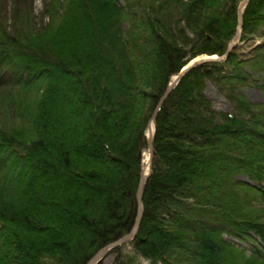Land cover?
<instances>
[{
    "label": "trees",
    "instance_id": "16d2710c",
    "mask_svg": "<svg viewBox=\"0 0 264 264\" xmlns=\"http://www.w3.org/2000/svg\"><path fill=\"white\" fill-rule=\"evenodd\" d=\"M239 2L42 0L38 23L0 0V264H86L131 228L157 100L225 53ZM240 41L163 102L137 233L97 264H264V99L243 91L264 95V0Z\"/></svg>",
    "mask_w": 264,
    "mask_h": 264
},
{
    "label": "water",
    "instance_id": "95a60500",
    "mask_svg": "<svg viewBox=\"0 0 264 264\" xmlns=\"http://www.w3.org/2000/svg\"><path fill=\"white\" fill-rule=\"evenodd\" d=\"M248 0H240L239 4H238V25H237V29L235 31V34L232 38V40L230 41V43L228 44L227 50L225 51L224 54L222 55H217V54H200L197 55L196 57H194L193 59L189 60L181 69L180 71L174 75V77H172V79L169 81L168 85L165 87L164 91L162 92V94L159 96L157 103L153 109V112L150 116V118L147 121V125H146V129L148 127L153 126V131L150 135H148L146 133V129H145V133L147 136V147L144 149V151H148L149 154V167H148V171L144 172L143 169L140 173L139 176V180L137 183V187H136V191H135V199H136V204H137V208H136V214H135V218L133 221V224L131 226V228L124 233L123 235H121L120 237H118L117 239H114L110 242H108L107 244H105L104 246H102L101 248H99L92 256L91 258L88 260V262L86 264H97L101 259H103L107 253L114 247H117L119 245H121L123 242L133 238L136 233L137 230L139 228V224L141 222L142 219V215H143V204H142V192H143V186L144 183L146 181V178L148 177L150 170H151V159H152V154H153V134H154V120L155 117L159 111V109L161 108L163 102L165 101V99L167 98V96L169 95V93L171 92V90L173 89V87L175 86V84L179 81V79L183 76V74L190 69L192 66L199 64L203 61H209V60H216V59H220L225 57L228 52L231 50V48L234 46L236 40L239 38L240 36V32H241V27H242V11L246 5ZM143 151V152H144Z\"/></svg>",
    "mask_w": 264,
    "mask_h": 264
},
{
    "label": "rangeland",
    "instance_id": "374dc122",
    "mask_svg": "<svg viewBox=\"0 0 264 264\" xmlns=\"http://www.w3.org/2000/svg\"><path fill=\"white\" fill-rule=\"evenodd\" d=\"M34 5V12L36 15V20L38 23H41V17H42V0H33ZM241 35V32H240ZM239 43L240 46H244L246 42L240 41V36L236 40L235 44ZM234 44V45H235ZM244 47H247L246 45ZM243 91L246 93L249 99L253 101H262L264 99L263 93L254 85H248L243 89ZM205 92L210 97L213 105L216 108H220L223 110H230L231 109V103L230 101L218 90V88L209 80L206 81L205 85ZM144 154V152H143ZM109 258H106V262H109ZM146 262V261H144Z\"/></svg>",
    "mask_w": 264,
    "mask_h": 264
},
{
    "label": "bare ground",
    "instance_id": "6f19581e",
    "mask_svg": "<svg viewBox=\"0 0 264 264\" xmlns=\"http://www.w3.org/2000/svg\"><path fill=\"white\" fill-rule=\"evenodd\" d=\"M152 131H153V126L148 127L146 129V133L148 135H150L152 133ZM148 167H149V154H148V151H144V154H143V167H142L143 171L147 172L148 171Z\"/></svg>",
    "mask_w": 264,
    "mask_h": 264
}]
</instances>
